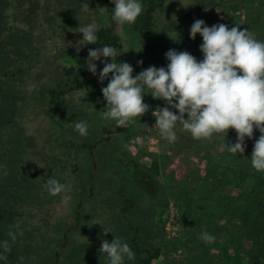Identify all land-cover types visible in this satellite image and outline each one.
<instances>
[{"label":"rangeland","instance_id":"rangeland-1","mask_svg":"<svg viewBox=\"0 0 264 264\" xmlns=\"http://www.w3.org/2000/svg\"><path fill=\"white\" fill-rule=\"evenodd\" d=\"M93 2L0 0V242L11 246L0 264H108L99 248L114 236L129 246L135 236L139 246L158 248L160 255L150 264H200L213 253L203 251L201 233L213 225L222 229L223 223L228 228L231 218V203L222 207L218 197L234 198L235 191L225 184L213 189L209 181L236 159L221 144L236 142L234 129L226 138L214 135L201 141L178 122L177 139L169 144L152 115L165 102L151 94L144 95L149 111L116 129L114 120L103 118L107 108L101 89L108 80L99 82L100 61H95L93 75L85 60L81 87L64 92L53 116L48 113V92L62 82V68L79 63L78 58L63 60L65 53L80 48L79 27H111L119 55L107 58L109 62L130 63L138 46L132 24L113 23L112 0ZM253 17L262 27L264 0H164L153 12L158 52L151 66L166 67L169 49L192 55L200 51V34L190 38L197 19L229 29L240 24L250 31L243 20ZM254 34L264 41V35ZM81 121L87 123L86 136L74 131ZM259 135L254 129L253 137H246L244 153L250 157ZM134 165L150 170L156 198L134 186ZM210 168L215 169L209 173ZM49 177L72 186L68 204L62 202L65 193L52 196L44 187ZM103 228L112 233L105 235ZM136 258L125 257L124 264H134Z\"/></svg>","mask_w":264,"mask_h":264},{"label":"clouds","instance_id":"clouds-1","mask_svg":"<svg viewBox=\"0 0 264 264\" xmlns=\"http://www.w3.org/2000/svg\"><path fill=\"white\" fill-rule=\"evenodd\" d=\"M112 3V19L119 25L133 24L142 12L140 0H112ZM76 32L83 34L77 41L81 47L96 44L94 24L81 26ZM198 33L203 41L199 45L202 60L198 61L187 50L169 49L164 54L169 61L166 67L152 65L135 76L128 62L108 61L107 58L119 55L113 46L89 49L88 71L97 75L95 61H100L104 66L98 73L99 82L108 80L107 86L101 89L107 108L103 118L124 127L149 111L144 95L151 94L154 99L165 102L166 106L156 108L152 115L160 137L169 144L177 139L178 122L193 139L201 141L211 140L214 135L226 138L229 129H234L236 142H226L224 147L232 154H243L246 137L251 139L254 129H258L260 135L254 142L250 159L257 172H264V41L258 40L247 28L241 30L240 24L229 29L224 23L208 26L202 19L191 25L190 38L194 40ZM137 63L143 64V61ZM87 129L86 122L74 124V131L81 136L88 134ZM44 187L52 196L65 193L62 197L65 205L71 200L67 194L71 192L70 184L49 177ZM102 230L105 235L112 233L107 228ZM8 235L15 241L14 232ZM201 239L206 244L215 242V237L206 231L201 233ZM0 249V259H6L5 254L11 251L8 241L0 242ZM99 251L107 255L108 264H124L125 257L135 259L130 246L116 236L111 241L104 239Z\"/></svg>","mask_w":264,"mask_h":264},{"label":"trees","instance_id":"trees-1","mask_svg":"<svg viewBox=\"0 0 264 264\" xmlns=\"http://www.w3.org/2000/svg\"><path fill=\"white\" fill-rule=\"evenodd\" d=\"M87 1L90 5H94V0ZM208 1L211 2V0ZM163 3L164 0H141L142 12L132 24V29L139 38L138 46L132 50L129 63L134 69L133 76L151 66L155 61L158 52V40L154 38L153 33V12L161 9ZM232 8L230 5L226 6L227 10H233ZM258 21L259 19L253 17L243 20V23L249 26L251 32L264 35V20H262L263 26L258 24L262 27L256 25ZM113 23H115L114 20ZM97 36L96 44H88L82 47L80 45L78 52L64 54V61L68 58H78L79 63L76 66H64L62 68V82L49 90L48 113L50 116H53L55 109L61 104V95L64 92L81 87L80 77L84 72L88 50L103 45L116 47L118 37L112 32L111 27L105 26L98 29ZM193 55L198 61L203 59L201 51ZM140 60L143 61V64L137 63ZM212 141L218 142L216 139ZM221 144L222 150L236 159L232 164H226L224 170L219 173L221 175L215 178L216 180L210 179L209 183L213 189L223 184L232 187L231 191H235L236 197L231 198L227 194L218 197L222 207H225L226 203H231L232 213L229 212L231 218L227 223L228 228L224 226L225 223L222 224V229L214 225L211 228L208 227V233L215 237V242L204 245L203 251L207 253L211 250L213 253L210 254L211 257L201 260L200 264H264V172H257L252 166L249 168L250 156L247 154H232L224 147L225 143ZM195 149L198 150V145L195 146ZM214 169L210 168L208 172L211 173ZM207 176L209 174L205 177ZM131 179L138 190L152 199L156 198L158 187L150 170L134 165ZM225 200L226 202H224ZM231 214L235 216V223L234 216ZM217 217H221L220 214ZM222 234L223 236H221ZM130 247L137 256L134 264H150L152 259H156L160 255L158 248L151 250L150 247L139 246L135 236L130 238Z\"/></svg>","mask_w":264,"mask_h":264},{"label":"built area","instance_id":"built-area-1","mask_svg":"<svg viewBox=\"0 0 264 264\" xmlns=\"http://www.w3.org/2000/svg\"><path fill=\"white\" fill-rule=\"evenodd\" d=\"M166 224H169V222H167Z\"/></svg>","mask_w":264,"mask_h":264}]
</instances>
